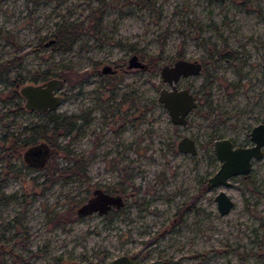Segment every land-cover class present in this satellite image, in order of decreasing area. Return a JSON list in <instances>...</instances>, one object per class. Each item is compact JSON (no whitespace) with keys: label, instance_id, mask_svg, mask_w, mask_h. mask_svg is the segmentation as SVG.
Masks as SVG:
<instances>
[{"label":"rangeland","instance_id":"374dc122","mask_svg":"<svg viewBox=\"0 0 264 264\" xmlns=\"http://www.w3.org/2000/svg\"><path fill=\"white\" fill-rule=\"evenodd\" d=\"M69 20L84 31L64 48L51 33ZM131 53L148 67L126 66ZM178 54L203 66L177 82L196 95L184 125L157 97L169 87L159 68ZM13 55L20 63L0 76V264H110L119 254L145 264H264V145L250 185L239 174L229 185L206 181L220 164L212 139L249 145L264 121V0H0V62ZM45 70L64 79L49 111L88 118L57 137L70 157L55 161L83 157L86 177L43 184L46 168H27L2 141L41 120L34 110L14 113L23 98L9 90L36 72L46 80ZM182 135L195 139L196 154L177 150ZM97 186L118 190L122 210L77 216ZM218 190L234 201L223 215Z\"/></svg>","mask_w":264,"mask_h":264},{"label":"water","instance_id":"95a60500","mask_svg":"<svg viewBox=\"0 0 264 264\" xmlns=\"http://www.w3.org/2000/svg\"><path fill=\"white\" fill-rule=\"evenodd\" d=\"M145 67V62L138 58V55L131 53L127 65ZM102 71L106 72L111 67L103 65ZM201 67L198 59L177 58L171 64L164 63L160 66L159 72L163 82L169 87H161L158 92V99L167 108L169 118L174 124H186L188 112L196 105V95L188 86L183 87L177 84L180 78L189 75H197ZM63 77H48L41 82H24L18 84V92L23 97L24 107L45 113L54 109L60 103L62 94L58 91L63 84ZM250 145H239L229 137H216L212 141L213 153L220 164L207 179L208 187L213 185H229L231 176L244 174L251 169V159L259 158L262 155L264 145V121L253 124L249 131ZM177 150L182 152L197 153L196 141L191 136L182 135L178 138ZM50 146L44 140L28 144L22 152L23 161L33 167H42L48 158ZM217 202V209L220 214L227 213L233 206L230 195L226 191L218 190L214 195ZM124 198L120 194H112L100 187H94L88 198L77 206L76 213L83 216L86 213H105L110 205L118 207L123 204ZM67 264H75L68 262ZM76 264H85L77 262ZM88 264V263H87ZM110 264H140L133 259L131 254H119L111 259ZM144 264V263H141Z\"/></svg>","mask_w":264,"mask_h":264},{"label":"trees","instance_id":"16d2710c","mask_svg":"<svg viewBox=\"0 0 264 264\" xmlns=\"http://www.w3.org/2000/svg\"><path fill=\"white\" fill-rule=\"evenodd\" d=\"M92 14L94 15V23L97 24L98 17L100 16V9L97 8L92 10ZM84 31V26L81 24L80 21H65L56 24L54 31L51 33V37H53L54 43L61 44L60 46L66 48L70 47V45L79 37V35ZM42 46L41 43H39ZM20 55H13V57L7 58L0 62V76L5 73L9 68L13 67V65L20 63ZM153 62L150 64L148 69L156 68V63L159 61L160 57L158 55L153 56ZM118 73H121L122 70L118 69ZM49 74L48 70L41 72L42 79H45L46 76ZM61 74V73H56ZM39 75L38 72L33 75L32 82L36 81L37 76ZM110 76V75H109ZM10 96L12 98L18 97L20 94L17 92L16 87H12L9 90ZM21 104H17V107L14 111H19V106ZM21 107V106H20ZM82 117L83 122H87L88 118L85 115H74V114H53L50 111L45 112L41 120L39 119L37 122L33 123L32 126L25 128L27 133L25 137H21L19 133L16 135L12 133H5L2 135L3 142H9V148L12 147V152H20L18 155L22 157V150L23 148L27 147L28 144L35 143L38 139L44 140L47 145L50 146L51 150L47 155L48 158L45 161L42 168H46V177L42 180L43 184H51L57 177H63L65 179L72 177V175L77 176L78 178H83L85 176V159L82 158H75L73 157L71 160V164L69 166H57L58 164L55 161V158L60 154L64 157L69 158V152L66 151L61 145H58L56 142L57 137L59 135H69L74 127V120L77 118ZM19 142V143H18ZM8 149V148H7ZM7 160L10 159L9 156H6ZM23 158V157H22ZM32 168L33 166L27 164V168ZM35 168V167H33ZM11 171V168L8 169ZM248 185H250V181L248 179H244Z\"/></svg>","mask_w":264,"mask_h":264},{"label":"flooded vegetation","instance_id":"af4514ba","mask_svg":"<svg viewBox=\"0 0 264 264\" xmlns=\"http://www.w3.org/2000/svg\"><path fill=\"white\" fill-rule=\"evenodd\" d=\"M177 58H187V57H183L182 54H178V55H176V56L174 57V60L177 59ZM174 60H173V61H174ZM173 61H171V62L168 63V64H171ZM198 61H199V60H198ZM144 62H145V61H144ZM199 62H200V61H199ZM200 63H201V62H200ZM145 65H146V66L143 67V68L148 67V65H147L146 62H145ZM114 67H115V68H110V69L107 70L106 72H111V73L117 72V71H118V68H117L115 65H114ZM202 68H203V66H202V63H201V67H200L199 72L202 70ZM199 72H198V73H199ZM35 82H41V81H35ZM35 82H34V83H35ZM17 83H18V82L15 83L16 86H17ZM16 90H17V92H18V86L16 87ZM18 93L20 94V92H18ZM60 93H61V92H60ZM61 94H62V97H63V93H61ZM19 96H21V95H19ZM19 96H18V97H19ZM21 97H22V96H21ZM14 98H15V97H14ZM14 98H13V99H14ZM22 98H23V97H22ZM16 103H18V102H16ZM18 104H19V103H18ZM20 106H21V107H20ZM20 106H19V109L21 108L20 110H22V108H24V109H28V108H25V107H24V103H23V101H22V104H21ZM28 110H31V111H32V109H28ZM34 111H35V110H34ZM37 112H38V111H37ZM80 118H82V117H80ZM80 118H79V119H80ZM32 125H33V124H32ZM32 125H30V126H32ZM28 127H29V126H28ZM212 141H213V139H212ZM212 141H211V143H212ZM251 144H252V143H251ZM249 145H250V144H249ZM25 148H26V147H25ZM25 148H23V149H25ZM211 148H212V146H211ZM23 151H24V150H23ZM23 151H22V152H23ZM212 152H213V148H212ZM187 153H188V152H187ZM189 153H190V152H189ZM190 154H192V153H190ZM195 154H196V153H195ZM213 154H214V153H213ZM262 154H263V151H262ZM192 155H194V154H192ZM210 156H212V154H211ZM261 156H262V155H261ZM261 156H260V157H261ZM260 157H259V158H260ZM254 158H255V157H254ZM254 158H252V159H254ZM252 159H251V167H252ZM251 169H252V168H251ZM251 169H250L249 171H247L246 173H244V174H239V175L241 176V179H243V181H244V179L248 176V173L251 171ZM235 175H236V174H235ZM210 176H211V175H210ZM210 176H209V177H210ZM207 179H208V178H207ZM207 179H206V181H207ZM213 186H214V185H213ZM98 187H100V186H98ZM100 188H101V187H100ZM207 188H209L208 185H207ZM210 188H212V187H210ZM93 189H94V188H93ZM93 189H92V190H93ZM102 189H103V188H102ZM92 190H91L90 193L86 196L87 198H88V196L91 194ZM103 190H104V189H103ZM106 191H108V190H106ZM108 192H109V193H112V194H116V193L120 194V193L118 192V190H116V192H114V191H110V190H109ZM120 195H121V194H120ZM213 197H214V196H213ZM87 198H86V199H87ZM86 199H85V200H86ZM231 199H232V198H231ZM85 200H84V201H85ZM232 201H233V200H232ZM123 205H124V201H123V204L120 205V206H118V207H114L113 205H110L109 208L106 210V212H105V213H102V214H100V215H107V214H110L112 211H114V212L120 211V210H122ZM233 205H234V204H233ZM232 207H233V206H232ZM232 207H231V208H232ZM76 208H77V207H76ZM216 208H217V202H216ZM231 208H230V209H231ZM230 209H229V210H230ZM76 210H77V209H76ZM229 210H228V211H229ZM95 211H96V210H95ZM95 211H94V212H95ZM217 211H218V209H217ZM228 211H227V212H228ZM91 213H92V212H91ZM97 213H98V212H97ZM218 213H219V212H218ZM86 214H89V213H86ZM86 214H84V215H86ZM98 214H99V213H98ZM76 215H77V216H81V215H78L77 213H76ZM84 215H83V216H84ZM222 215H223V214H222ZM136 262H138V261L136 260ZM76 263H77V262H76ZM76 263H75V264H76ZM138 263H139V262H138ZM141 263H142V262H140V264H141ZM144 264H145V263H144ZM151 264H154V263L152 262Z\"/></svg>","mask_w":264,"mask_h":264}]
</instances>
